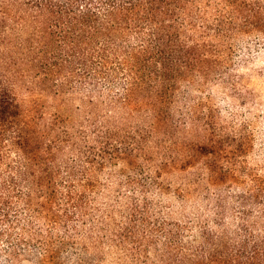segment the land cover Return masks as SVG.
Returning <instances> with one entry per match:
<instances>
[{"label": "trees", "instance_id": "obj_1", "mask_svg": "<svg viewBox=\"0 0 264 264\" xmlns=\"http://www.w3.org/2000/svg\"><path fill=\"white\" fill-rule=\"evenodd\" d=\"M250 40L264 0H0V264H264Z\"/></svg>", "mask_w": 264, "mask_h": 264}, {"label": "rangeland", "instance_id": "obj_2", "mask_svg": "<svg viewBox=\"0 0 264 264\" xmlns=\"http://www.w3.org/2000/svg\"><path fill=\"white\" fill-rule=\"evenodd\" d=\"M252 42V57L250 65L248 67H242L240 69V74L245 76L246 82H248V89L252 90L256 95L254 102H249L246 106H238L242 101L241 99L226 96V90L218 89V94L214 93L215 105L222 110L223 114H228V108L233 105L238 107L237 112L244 115L245 112L250 110L252 115H248L246 118L251 119L252 117L256 119V140L258 143H264V49L262 45L258 44L259 41L250 40ZM216 88H221L220 86H215ZM250 106V108H249ZM236 111V110H235ZM257 117V118H256ZM260 131V133H259Z\"/></svg>", "mask_w": 264, "mask_h": 264}]
</instances>
